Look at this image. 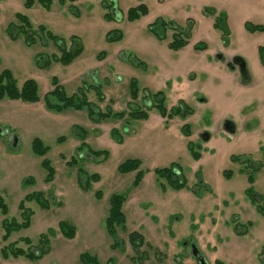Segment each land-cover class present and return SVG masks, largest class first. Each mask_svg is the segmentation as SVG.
<instances>
[{
  "label": "rangeland",
  "instance_id": "1",
  "mask_svg": "<svg viewBox=\"0 0 264 264\" xmlns=\"http://www.w3.org/2000/svg\"><path fill=\"white\" fill-rule=\"evenodd\" d=\"M25 2L0 0V72L8 69L18 86L34 79L40 96L35 103L0 99V197L8 207L7 214L0 211V264H80L81 253L101 264H198L190 245L184 246L187 241L197 246L207 264L215 257L228 262L242 255L258 261V249L264 246V213L245 190L251 185L253 200L264 207V69L258 58L264 31H250L244 23L264 26V0H50L48 9L39 0L29 7ZM139 4L147 6V13L127 20L128 8ZM106 9L118 12V18L105 19ZM17 12L28 17L35 31L41 24L62 38L66 49L80 46V54L69 64L54 60L60 42L37 31L33 42L25 43L13 25L6 30ZM219 14L225 17L226 30L213 27ZM157 17L167 23L164 40L147 28ZM181 29L190 35L189 42L201 41L206 48L169 49L167 40ZM116 30L122 37L107 39ZM217 50L243 59L250 80L238 68L215 60ZM192 73L195 79L188 83ZM51 78L67 95L74 93L76 101L86 97L93 116L88 114L90 104L62 111L45 105L43 97L54 86ZM131 79L136 80L139 97L149 99L160 89L167 106L184 97L191 115L164 120L150 110L146 120L127 116L134 105ZM109 110L124 115L93 118ZM223 118L233 122L232 132L220 126ZM113 128L118 129L115 138ZM204 132L206 140L200 137ZM35 137L47 147L44 156L31 149ZM13 138L16 147L10 149ZM187 141L199 159L193 158ZM81 143L85 146L79 148ZM89 149L106 152L96 155ZM43 158L54 171L49 182ZM130 158H138L143 170L136 184L135 172L118 171ZM171 162L185 182L179 190L155 173ZM91 174L98 175V181L85 184ZM25 177L32 181L24 182ZM39 190L49 208L26 201L32 212L30 226L12 231L3 241L2 220H21L19 202ZM112 194L126 199L125 222L116 223L113 233L105 222ZM60 221L74 226L72 238L60 232ZM133 231L144 239L141 246L128 241ZM42 233L50 249L41 258L2 257L1 248L10 242L25 248L22 237L37 247Z\"/></svg>",
  "mask_w": 264,
  "mask_h": 264
},
{
  "label": "trees",
  "instance_id": "2",
  "mask_svg": "<svg viewBox=\"0 0 264 264\" xmlns=\"http://www.w3.org/2000/svg\"><path fill=\"white\" fill-rule=\"evenodd\" d=\"M42 5L45 8H49L50 5V0H39ZM34 0H26L25 6L29 7L33 4ZM104 7H109L108 5H104ZM148 9L145 4H139L135 7H130L127 10L126 13V18L129 21H134L139 19L141 16L145 15L147 13ZM115 11H109L106 9V12L104 13V17L107 20H112L115 19ZM15 22L10 21L7 24L6 30L9 31V29L12 27V30H15L16 32H21L24 37V41L27 44H30L33 42L34 39V34L36 31L39 34H45L46 38L48 40H51L53 43H56L57 41L60 42V54L58 56H54V60L59 61L63 64H69L73 61L75 57H77L80 52H81V47L77 46L75 48H65L64 47V41L62 38L58 37L57 35L53 34L51 31L47 30L43 25L39 24L37 25L36 31L33 29L32 23L29 21L28 17L22 13H15ZM16 23V24H14ZM214 27L219 28L221 26L224 27V30H226V25H225V17L222 14H219L218 16L215 17V22L213 23ZM245 27L248 30L254 31L256 29L258 30H264L263 26L259 25H251L249 23H245ZM148 30L151 32L153 36H155L159 40H164L165 36L163 35L164 29L167 28V23L161 19L160 17H157L155 20L147 24ZM35 31V33H33ZM112 32V31H111ZM107 34V39L109 40H117L122 37V33L120 30H116L117 33H111ZM181 33V32H180ZM180 33H177L174 37H172V40L168 43V46L171 49H179L183 47L184 45L187 44V39L186 36L181 37ZM224 34H227L228 31H224ZM12 36V34H10ZM197 47V45H196ZM260 56L264 57V53L262 49L260 50ZM51 82L53 83V88L48 91L44 97L43 101L44 104L50 107L52 110L55 111H62L65 108H73V109H82L85 104H90L91 102L86 99V97H82L81 101H76L75 100V94L72 93L70 95H67L63 88L62 85L59 84L56 80V78H51ZM138 93V87L136 80H130L129 83V95L132 99H135ZM160 92L155 93V96H159ZM8 98L9 100H19L21 102H26V103H35L40 100V96L38 93V86L37 82L34 79H25L23 83L18 86L16 80L12 76V73L8 69H4L3 71L0 72V99L2 98ZM145 98V97H144ZM78 100V99H77ZM144 100V99H143ZM154 107L157 108L158 112L162 116H172L179 114L180 112L183 113V115H186L187 113H190L186 108H180L179 106H175L170 108L169 110L166 109V107L163 104V97L161 96L160 99L158 100L157 103L153 105ZM148 109L149 105L145 104L142 101L141 105H138L136 108L130 107L127 116H130L134 119H147L148 117ZM94 111L92 110V105L91 108L88 107V114L89 116L92 114L93 116ZM124 115V111H118V112H113L112 110L106 111V112H100L99 116H94L93 118H96L97 121H100L101 119H104L105 117H111L113 118H122ZM80 131H82L80 129ZM78 131V132H80ZM118 133V129H112L111 134L115 138V134ZM187 131H185V135H187ZM81 139H83V136L80 134ZM117 137V136H116ZM119 141H121L119 139ZM188 149L193 155L195 159L199 158V154L193 150V147L191 145V142H188ZM85 146V143H81L79 148ZM12 149V147H10ZM31 149L32 151L39 155V156H44L45 152L47 150V147L43 145V143L40 141L39 138L35 137L32 140L31 143ZM89 151L93 154H99L103 151L101 150H95V149H89ZM106 152V151H105ZM73 161H75L73 159ZM42 166L47 170V174L45 177V181L49 182L52 180L54 171L52 166L50 165L49 161L47 158H43L41 161ZM141 162L137 158H130L125 160L123 163H120L118 166V171L120 173H130V172H135V179L133 181L134 184H136L142 176L143 170L140 168ZM178 169L176 170V167L174 163H170L168 166L163 167V168H156L155 173L159 177H165L169 184L171 185L172 188L179 190L184 187L185 182L179 178V174L177 173ZM80 176H82L80 173H78ZM32 177H25L23 179L24 182H31ZM99 177L96 174H91L86 176V183H90L91 181H98ZM81 178H77V182L79 185H82L81 183ZM249 182H252V178L249 176L248 178ZM246 195L251 199L252 202L255 203V206L257 210L260 213H264V207L263 205H260V201L253 200L254 198L252 197L253 194L252 192V186L250 185L247 187ZM35 201L36 203L39 204L41 208H49V202L45 195L42 193V191H33L31 193H28L24 196V199L19 202L18 204V209L20 210V216L21 220H12L8 221L7 218H4L2 220V227L4 229V233L1 237L3 241L7 240L9 235L11 234L12 231H18L23 228H27L30 226L31 222V215L32 212L25 206L26 201ZM125 197L119 194H112L109 198V206L107 210V216L105 218V222L107 224V228L109 232L114 231V225L117 223L119 224L120 222L123 224L125 221L124 213H123V204L125 202ZM0 211L2 214H7L8 207L6 203L3 201V199L0 197ZM60 232H62L67 238H72L75 235V228L73 225H70L66 223L65 221H60L58 224ZM128 241H130L132 244H134L135 247L141 246L143 244L144 239L142 238L141 235H139L137 232L133 231L128 233L127 235ZM20 241H22L26 247H19L16 246L15 243L10 242L3 248H1V255L4 259H7L9 256L12 257H18V256H23L25 259H29L31 261L36 260L41 258L45 253H47L50 249V246L48 245V237L46 234L42 233L39 235V239L37 241L38 245L35 247L31 243V241L28 238L22 237L20 238ZM145 242V241H144ZM137 249V248H135ZM37 251V253H36ZM79 261L80 264H101L96 257L91 256L87 253H81L79 255ZM264 263V261H263ZM213 264H227L221 260H215Z\"/></svg>",
  "mask_w": 264,
  "mask_h": 264
},
{
  "label": "flooded vegetation",
  "instance_id": "3",
  "mask_svg": "<svg viewBox=\"0 0 264 264\" xmlns=\"http://www.w3.org/2000/svg\"><path fill=\"white\" fill-rule=\"evenodd\" d=\"M115 18H118V12H116L115 13ZM246 23V22H245ZM245 23H244V25H245ZM255 25H258V24H255ZM259 26H262V25H259ZM213 27H214V25H213ZM264 27V26H263ZM214 28H216V27H214ZM246 28V27H245ZM256 30H258V29H256ZM251 31V30H250ZM255 31V30H254ZM261 31H264V30H261ZM181 32V33H180ZM177 33H180V35H181V37H184V36H186V39H187V44L186 45H184L183 47H181V48H179V49H171L169 46H168V43L172 40V37H174L175 35H177ZM228 34V33H227ZM227 34H225V36H227ZM156 38V37H155ZM189 39H190V35L189 34H187V31H183L182 29L179 31L178 30V32H173L172 34H171V37H170V39H168L167 40V43H166V45H167V47L169 48V49H171V50H173V51H181L182 49H185V48H187V47H191L193 50H203V49H205L206 48V44H201V41H196V42H194V43H192V42H189ZM23 41H24V38H23ZM25 42V41H24ZM189 44H190V46H189ZM196 45H197V47H196ZM262 49V51H263V53H264V48L263 47H259L258 48V58H259V64H260V66L264 69V57H261L260 56V50ZM218 52H215L212 56L215 58V60H217V61H221V62H223V63H226V64H228L232 69H239L240 71H241V75L247 80L248 79V81L250 80L249 79V76H248V72H246L245 71V64H244V61H243V59H241L240 57H238V56H224L223 55V53L220 51V50H217ZM229 60V61H228ZM190 74V73H189ZM189 76V75H188ZM195 76H196V74L195 73H192L191 75H190V79L187 81L188 83H190V82H193L194 81V79H195ZM162 78V77H161ZM173 79L175 78V80H176V78L177 77H172ZM169 79V78H168ZM168 79L166 80V81H164V82H166L167 83V81H168ZM170 80V79H169ZM59 84H61V83H59ZM175 83H173V85H174ZM250 84H251V81H250ZM167 85H163V86H161L162 88H164V87H166ZM168 87V86H167ZM174 88V87H173ZM195 88L196 87H193V89L192 90H195ZM175 89V88H174ZM157 92H160V94H159V96H155L154 94L155 93H157ZM192 93V92H191ZM138 94H139V92L137 93V96H136V98L135 99H132L133 100V106H131V107H133V108H136L138 105H141L142 104V101L145 103V104H147V105H149V109H148V117H149V111L150 110H154V111H156V112H158V110H157V108L156 107H154L153 105L155 104V103H157L158 102V100L160 99V97L162 96L163 97V104H164V106L166 107V109H170V108H172V107H175V106H179L180 108H186L188 111H190V113H187L186 115H183V113L182 112H180L179 114H176V115H172V116H162L159 112V116L161 117V118H163L164 120H169V119H171V118H173V117H181L182 119H186V118H188L190 115H191V112H192V109L189 107V102H187V101H184V97H179L178 99H177V103L176 104H171L170 106H167L166 105V103H165V98H166V96H165V94L162 92V90H157V91H155L154 93H152L151 95L152 96H150V98L149 99H147V97L145 96V95H143V96H141V97H139L138 96ZM193 96V95H192ZM145 97V98H144ZM144 99V100H143ZM190 99V98H189ZM186 100V99H185ZM198 101H201V99H199ZM184 102V103H183ZM191 102V101H190ZM202 102V101H201ZM147 117V118H148ZM143 120H146V119H143ZM221 125L220 126H222V129L224 130V131H228V132H232L233 131V122L231 121V120H228V119H222L221 120ZM225 125L227 126H229V128H230V130H227L226 128H225ZM188 127V123H185L184 125H183V130H185L186 128ZM185 128V129H184ZM187 130V129H186ZM189 134H187V135H185V136H188ZM200 137H203L204 138V140H206L207 138H208V135H207V133L206 132H204V133H201L200 134ZM188 142H191V141H187V143ZM188 145V144H187ZM191 145H192V142H191ZM192 147H193V150L195 151V152H197L198 154H199V152L194 148V146L192 145ZM187 148H188V146H187ZM193 156V155H192ZM194 158V157H193ZM199 158H200V155H199ZM198 158V159H199ZM138 159V158H137ZM195 159V158H194ZM171 163H174V162H171ZM174 165H175V163H174ZM176 167V166H175ZM178 169V167H176V170ZM178 174H179V169H178V172H177ZM181 176L179 175V178H180ZM167 182H168V180H167ZM253 204H254V202H253ZM187 246H189V245H187Z\"/></svg>",
  "mask_w": 264,
  "mask_h": 264
},
{
  "label": "crops",
  "instance_id": "4",
  "mask_svg": "<svg viewBox=\"0 0 264 264\" xmlns=\"http://www.w3.org/2000/svg\"><path fill=\"white\" fill-rule=\"evenodd\" d=\"M175 85V84H174ZM176 86H174V88H175ZM214 224L215 223H213V225H212V227H211V229L213 228V226H214ZM234 230H235V228H234ZM234 232V231H233ZM232 234V233H231ZM234 236V235H233ZM213 247V249L211 250V251H213V252H211V255H213V253H215V249H214V247L215 246H212ZM264 246H261L259 249H258V261H255V260H251V259H248L247 257H245L246 255H242L241 257H243V258H236V259H232L231 258V260H228V262L226 261L225 263H227V264H264L263 263V261H264V248H263ZM212 261H213V259H211ZM215 260H219L218 258H214V261ZM209 261V260H208ZM211 261V262H212ZM214 261L212 262V263H214ZM222 261V260H221ZM224 262V261H223Z\"/></svg>",
  "mask_w": 264,
  "mask_h": 264
},
{
  "label": "water",
  "instance_id": "5",
  "mask_svg": "<svg viewBox=\"0 0 264 264\" xmlns=\"http://www.w3.org/2000/svg\"><path fill=\"white\" fill-rule=\"evenodd\" d=\"M225 128L227 130H230L228 125L227 126L225 125ZM16 142H17L16 139L13 138L12 142H11L12 148H15ZM186 245H190L191 254L196 259L198 264H207V261H206L204 255L199 251V249L197 248V246L194 243H192L191 241H187V242H184V246H186Z\"/></svg>",
  "mask_w": 264,
  "mask_h": 264
}]
</instances>
